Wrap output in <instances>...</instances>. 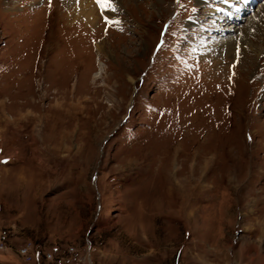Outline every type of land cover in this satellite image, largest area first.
<instances>
[{
  "label": "rangeland",
  "instance_id": "obj_1",
  "mask_svg": "<svg viewBox=\"0 0 264 264\" xmlns=\"http://www.w3.org/2000/svg\"><path fill=\"white\" fill-rule=\"evenodd\" d=\"M89 1L0 0V264H264V0Z\"/></svg>",
  "mask_w": 264,
  "mask_h": 264
},
{
  "label": "bare ground",
  "instance_id": "obj_2",
  "mask_svg": "<svg viewBox=\"0 0 264 264\" xmlns=\"http://www.w3.org/2000/svg\"><path fill=\"white\" fill-rule=\"evenodd\" d=\"M248 3L249 2H252L253 0H246ZM91 1H89V0H79V12L76 14V16L74 17V19H75V21H77L78 19H82V20H84L87 24H89V23H91V22H93V20H94V17H92V12H93V10H91L90 12H88V10H89V8H90V3ZM244 9L243 8H240V7H238V8H236L234 11V13H236V14H241L242 13V11H243ZM261 18V17H260ZM243 19H241V21H242ZM236 25H238V24H236ZM233 28H235V27H233ZM233 28H231V29H229V27L228 28H226L224 31H226V32H229V33H231V32H233L234 31V29ZM231 43V42H230ZM228 45V44H227ZM226 45V46H227ZM243 45L245 46V43H243ZM220 48H221V46H220ZM102 68V67H101ZM100 68V71L102 70Z\"/></svg>",
  "mask_w": 264,
  "mask_h": 264
},
{
  "label": "built area",
  "instance_id": "obj_3",
  "mask_svg": "<svg viewBox=\"0 0 264 264\" xmlns=\"http://www.w3.org/2000/svg\"><path fill=\"white\" fill-rule=\"evenodd\" d=\"M30 245H24V246H22L21 247V249H20V252L22 253V254H24V255H26L27 254V252H28V247H29ZM7 250V247L5 246V244H4V242H2V241H0V252H4V251H6ZM70 253H74V249L73 248H69V250H68ZM26 258H29V256L28 255H26L25 256ZM48 258L49 259H51V260H53V258L49 255L48 256ZM84 261H83V263H81V261H79V264H86V258H84L83 259Z\"/></svg>",
  "mask_w": 264,
  "mask_h": 264
},
{
  "label": "snow or ice",
  "instance_id": "obj_4",
  "mask_svg": "<svg viewBox=\"0 0 264 264\" xmlns=\"http://www.w3.org/2000/svg\"><path fill=\"white\" fill-rule=\"evenodd\" d=\"M97 3L103 7V6L109 5L110 0H97Z\"/></svg>",
  "mask_w": 264,
  "mask_h": 264
}]
</instances>
